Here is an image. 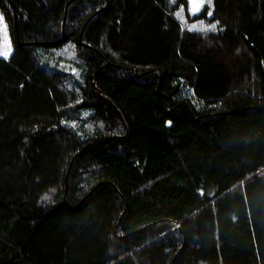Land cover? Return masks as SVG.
<instances>
[{
  "label": "trees",
  "instance_id": "trees-1",
  "mask_svg": "<svg viewBox=\"0 0 264 264\" xmlns=\"http://www.w3.org/2000/svg\"><path fill=\"white\" fill-rule=\"evenodd\" d=\"M0 10V264H264V0Z\"/></svg>",
  "mask_w": 264,
  "mask_h": 264
},
{
  "label": "rangeland",
  "instance_id": "rangeland-1",
  "mask_svg": "<svg viewBox=\"0 0 264 264\" xmlns=\"http://www.w3.org/2000/svg\"><path fill=\"white\" fill-rule=\"evenodd\" d=\"M187 1H188V13H190V15L193 17H198L202 15L205 11L212 10L214 5V0H211L210 4H209V0H202V3L201 0H187ZM193 3L200 5L198 10L196 11L192 10ZM183 11L180 10L179 12H176L177 14L179 13V15L177 16L181 18L182 22H184L186 26H188L189 28L192 25L197 26L195 29L192 30H197V29L200 30L201 25H203V28L206 30L211 28V25H213V24H208L207 21L203 19L196 20V22H190ZM0 17L3 18L2 22H0V53L3 54H0V57L8 58L13 53V50L15 48L13 44L15 42H14V37L11 33V27L7 22V20H5L6 19L5 15L1 10H0Z\"/></svg>",
  "mask_w": 264,
  "mask_h": 264
},
{
  "label": "snow or ice",
  "instance_id": "snow-or-ice-1",
  "mask_svg": "<svg viewBox=\"0 0 264 264\" xmlns=\"http://www.w3.org/2000/svg\"><path fill=\"white\" fill-rule=\"evenodd\" d=\"M201 3H202V0H201ZM210 3H211V0H209V4H210ZM199 6H200L199 4H195V3H193V9H192V10H193V11L198 10ZM181 11H183V9H181ZM177 15H179V13H178ZM208 15L211 16L212 13L209 11ZM2 20H3V18L0 17V22H2ZM217 23H218V22H217ZM196 27H197L196 25H192V26L190 27L189 30L195 29ZM211 28H212L213 30H215V28H216V24L211 25ZM200 30H205V29L203 28V25H201ZM0 54H3V53H0ZM169 123H170V122H169Z\"/></svg>",
  "mask_w": 264,
  "mask_h": 264
}]
</instances>
